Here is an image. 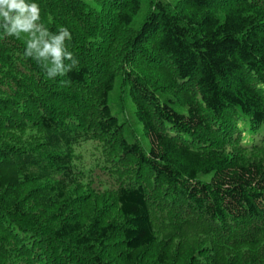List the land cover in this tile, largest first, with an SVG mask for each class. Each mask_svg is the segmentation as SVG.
<instances>
[{"label":"trees","instance_id":"trees-1","mask_svg":"<svg viewBox=\"0 0 264 264\" xmlns=\"http://www.w3.org/2000/svg\"><path fill=\"white\" fill-rule=\"evenodd\" d=\"M28 2L78 64L0 31V264H264V0Z\"/></svg>","mask_w":264,"mask_h":264},{"label":"clouds","instance_id":"clouds-1","mask_svg":"<svg viewBox=\"0 0 264 264\" xmlns=\"http://www.w3.org/2000/svg\"><path fill=\"white\" fill-rule=\"evenodd\" d=\"M40 7L28 0H0V31L4 36L21 39L26 36L25 57L36 60L54 79L64 76L78 64L66 41L72 39L67 27L50 32L41 22ZM68 61L69 63H66Z\"/></svg>","mask_w":264,"mask_h":264},{"label":"rangeland","instance_id":"rangeland-1","mask_svg":"<svg viewBox=\"0 0 264 264\" xmlns=\"http://www.w3.org/2000/svg\"><path fill=\"white\" fill-rule=\"evenodd\" d=\"M137 133H138L143 145H147V147H148V138L146 136L142 135L140 131ZM93 176H94L93 177V183L97 187H99V183H101L102 181H106V180L109 181L110 184H112L111 181L109 180V177L107 175L103 174L99 169L95 171Z\"/></svg>","mask_w":264,"mask_h":264}]
</instances>
